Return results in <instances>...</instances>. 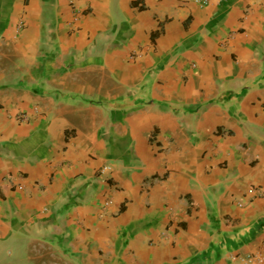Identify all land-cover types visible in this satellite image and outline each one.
I'll return each instance as SVG.
<instances>
[{
	"label": "crops",
	"instance_id": "1",
	"mask_svg": "<svg viewBox=\"0 0 264 264\" xmlns=\"http://www.w3.org/2000/svg\"><path fill=\"white\" fill-rule=\"evenodd\" d=\"M250 256L264 0H0V264Z\"/></svg>",
	"mask_w": 264,
	"mask_h": 264
},
{
	"label": "built area",
	"instance_id": "2",
	"mask_svg": "<svg viewBox=\"0 0 264 264\" xmlns=\"http://www.w3.org/2000/svg\"><path fill=\"white\" fill-rule=\"evenodd\" d=\"M200 1H201L202 3H205V2H207L208 0H200ZM18 118H19V119H22L23 116L20 115ZM107 170H108L107 167H103V168L101 169V172H105V171H107ZM260 261H261V257H260V256H250V257H247V258L243 259V260H242V263H243V264H257V263H259Z\"/></svg>",
	"mask_w": 264,
	"mask_h": 264
}]
</instances>
